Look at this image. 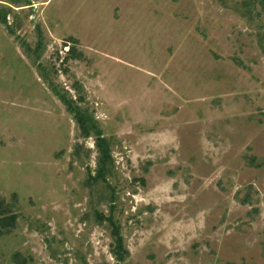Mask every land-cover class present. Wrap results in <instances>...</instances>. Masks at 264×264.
<instances>
[{
	"label": "rangeland",
	"instance_id": "rangeland-1",
	"mask_svg": "<svg viewBox=\"0 0 264 264\" xmlns=\"http://www.w3.org/2000/svg\"><path fill=\"white\" fill-rule=\"evenodd\" d=\"M257 1L0 0V264H264Z\"/></svg>",
	"mask_w": 264,
	"mask_h": 264
},
{
	"label": "trees",
	"instance_id": "trees-1",
	"mask_svg": "<svg viewBox=\"0 0 264 264\" xmlns=\"http://www.w3.org/2000/svg\"><path fill=\"white\" fill-rule=\"evenodd\" d=\"M258 1L257 0H242V8L246 9L248 13H251L253 9H256ZM254 13V12H253ZM70 43V42H66ZM72 45L68 47V50L65 54V57L63 58L64 61H68L70 59H78L79 55L78 52L75 49V43L72 40ZM67 46V45H65ZM53 88V87H52ZM66 106L69 111H71V102L65 101ZM76 118L77 126L81 132V136L83 138H88L91 136V134L95 135V146L99 151V162H98V169L96 171L95 178L98 179H104V176L106 173H108V162L110 161V152L108 148V144L105 138L101 136L99 132L96 131L94 126L92 125L89 117L87 115L80 111L78 108H74ZM72 112V111H71ZM7 206L3 199L0 198V229L3 231H9L12 230L15 227L16 223V215L12 212L9 213L7 211ZM9 209V208H8ZM95 216L100 222L106 221L111 226V238L113 240L111 244V255L113 256L114 260L116 261V264H126V259L128 257V252L124 248L123 240L120 235V229L118 226L115 225L113 220L111 218H106L100 213H95Z\"/></svg>",
	"mask_w": 264,
	"mask_h": 264
}]
</instances>
